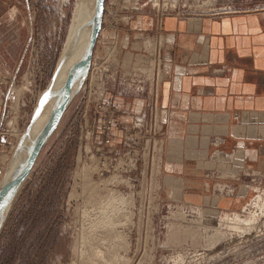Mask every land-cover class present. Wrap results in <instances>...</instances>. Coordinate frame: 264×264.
I'll use <instances>...</instances> for the list:
<instances>
[{"label": "rangeland", "instance_id": "obj_1", "mask_svg": "<svg viewBox=\"0 0 264 264\" xmlns=\"http://www.w3.org/2000/svg\"><path fill=\"white\" fill-rule=\"evenodd\" d=\"M78 3L0 0V125L12 143L0 157V184L33 119L54 98L49 87ZM105 5L102 30L129 28L142 14H155L156 21L163 12L204 17L224 8L259 9L264 0H106ZM120 49L117 41L104 52L96 47L93 58L97 65L119 62ZM84 87L57 118L19 191L0 234L2 248L20 229L31 242L26 264H264V205L256 217L244 214L250 218L248 230L226 228L223 236L217 226L185 215L161 195L159 155L152 161L144 149L145 114L135 124L115 128L119 111L105 101L108 94L103 111L93 99L86 107ZM106 136L108 146L103 145ZM131 150L136 152L129 155ZM55 175L50 205L38 208L33 227L26 230L18 217L28 218ZM21 262L16 254L0 257V264Z\"/></svg>", "mask_w": 264, "mask_h": 264}, {"label": "crops", "instance_id": "obj_2", "mask_svg": "<svg viewBox=\"0 0 264 264\" xmlns=\"http://www.w3.org/2000/svg\"><path fill=\"white\" fill-rule=\"evenodd\" d=\"M157 34L164 43L158 158L163 200L217 226L222 236L226 228L246 231L251 223L242 209L264 197V184L238 178L246 169L264 173V6L214 17L169 14L162 29L155 14H142L129 28L102 30L96 47L104 52L121 42L119 61L125 70H137L149 61L142 39ZM128 95L105 98L119 111L115 128L145 113L146 101ZM214 139L221 144L213 146ZM218 184L233 186L234 197H215Z\"/></svg>", "mask_w": 264, "mask_h": 264}, {"label": "built area", "instance_id": "obj_3", "mask_svg": "<svg viewBox=\"0 0 264 264\" xmlns=\"http://www.w3.org/2000/svg\"><path fill=\"white\" fill-rule=\"evenodd\" d=\"M106 6V5H105ZM106 10V7H105ZM241 11L232 10V8H224L215 10L210 13L209 16H223L238 13ZM105 13V11H104ZM167 15L163 13H157L156 24L159 29H162L164 18ZM145 46L147 47L146 53L149 57V63L137 70H125L122 63L114 60H107L96 64V60H92L88 77L85 81V94L86 107H88L90 101L93 99L98 102V107L103 111L104 97L106 94L112 93L114 95L122 96L124 94L136 95L146 101V110L144 118V127L147 131L148 140L144 144V149L148 150V156L152 154V161L155 156L161 154V146L159 139L162 133V124L159 113V86L162 79L161 73V52L164 47V43L161 34L145 37ZM126 90V93L124 91ZM124 92V93H123ZM96 95V96H93ZM107 107V106H106ZM115 109L113 108V111ZM111 121L103 124V129L109 131L111 128ZM138 129V127H137ZM5 128L0 125V157L1 155L12 146L11 141L6 138ZM137 138H135V142ZM221 140L214 139L212 141L213 146H219ZM103 145H110V139L106 136L103 140ZM138 146L139 144L134 143ZM133 144H131V147ZM146 147V148H145ZM135 150H131L129 155ZM134 155H136L134 153ZM227 162L233 160V154H222ZM139 159H136L135 165H137ZM239 179L245 180L252 185L261 187L264 184V173L246 169L238 176ZM212 194L220 199H230L235 195V189L230 184H218L212 189ZM263 198L256 196L251 200L249 204L242 209L243 214H252L258 216L263 208Z\"/></svg>", "mask_w": 264, "mask_h": 264}, {"label": "bare ground", "instance_id": "obj_4", "mask_svg": "<svg viewBox=\"0 0 264 264\" xmlns=\"http://www.w3.org/2000/svg\"><path fill=\"white\" fill-rule=\"evenodd\" d=\"M97 7L98 0H79L74 12L67 43L60 56L57 69L49 87V93H51L54 98L51 102L49 101L50 103L38 113L34 123L28 128L22 137L17 153L10 163L8 173L0 184V191L8 183L17 179L25 172L36 144L44 132L53 112L64 101L67 95L66 83L71 69L78 62L84 60L88 55L89 42L92 36L94 16L97 12ZM86 72V68H82L75 72L73 77L72 100L76 94L82 90V82L87 75ZM53 130L54 129H52L50 135ZM23 185L18 189H9L0 204V234L14 201Z\"/></svg>", "mask_w": 264, "mask_h": 264}, {"label": "water", "instance_id": "obj_5", "mask_svg": "<svg viewBox=\"0 0 264 264\" xmlns=\"http://www.w3.org/2000/svg\"><path fill=\"white\" fill-rule=\"evenodd\" d=\"M105 3L106 0H98V7H97V12L94 16V23H93V31H92V36H91V40L89 42V52L87 57L78 62L75 66H73V68L71 69L69 76H68V80L66 83V89H67V95L64 99V101L56 108V110L53 112L44 132L42 133L40 139L38 140L36 147L34 149V152L31 156L30 162L28 164L27 169L25 170V172L18 177L17 179L13 180L12 182L8 183L1 191H0V204L5 196V194L8 192L9 189L11 188H20L30 177L36 163L37 160L39 159L43 148L50 136V133L54 127V124L57 120V118L60 116V114L68 107V105L70 104L71 100H72V96H73V77L74 74L77 70H80L82 68H86L87 72H86V77L84 79V81L82 82V86L84 85L86 78L88 77L89 74V70H90V66L93 60V56H94V52H95V48L96 45L98 43V39L99 36L102 32V25H103V20H104V11H105ZM36 118V117H35ZM35 118L32 121V124L35 121ZM31 124V125H32Z\"/></svg>", "mask_w": 264, "mask_h": 264}, {"label": "trees", "instance_id": "obj_6", "mask_svg": "<svg viewBox=\"0 0 264 264\" xmlns=\"http://www.w3.org/2000/svg\"><path fill=\"white\" fill-rule=\"evenodd\" d=\"M55 177H57V175L52 177L50 182H48V184L42 188L41 194H39L40 196L37 198L36 202L32 203L28 218H24L22 215L18 217V221L20 223H24V225L27 226L26 230H29V228L33 227L38 208H40L41 205L44 206V208H48L50 205V195L52 193V187L55 184ZM11 216H15V213ZM25 235L26 232H21L20 229H18L12 233L11 242L3 248L1 246L4 237L0 239V257L2 260H9L12 254H16V256H20L22 261L21 264H26L31 242H27Z\"/></svg>", "mask_w": 264, "mask_h": 264}]
</instances>
